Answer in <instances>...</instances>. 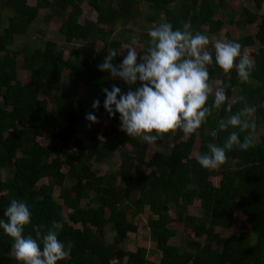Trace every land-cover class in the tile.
I'll return each mask as SVG.
<instances>
[{
	"label": "trees",
	"instance_id": "1",
	"mask_svg": "<svg viewBox=\"0 0 264 264\" xmlns=\"http://www.w3.org/2000/svg\"><path fill=\"white\" fill-rule=\"evenodd\" d=\"M229 1L251 2L254 10L245 6L232 8L223 19ZM263 3L264 0H36L30 4L29 0H0V220L7 221L5 210L15 199L27 204L32 213L31 223L24 228L26 237L41 242L37 231L42 236L53 220L62 222L58 239L66 246L70 241L73 247L70 256L57 264H264V137L248 151L228 152L227 163L218 169H204L197 161L198 154L208 152L209 143L223 146L233 131L239 132L241 139L249 134L230 124L226 131L220 130L221 121H230L245 107L254 109L250 119L257 127L264 125ZM84 4L95 11V21L80 22ZM140 4L147 7L144 21L150 28L168 22L173 30H184V24L190 23L193 34L213 36L223 27L245 29L256 25L254 32L237 38L226 33V42L242 45V56L245 48L257 47L249 81L242 82L235 67L224 73L215 63V50L210 52L213 62L207 66L209 82L219 81L218 88L224 89L228 99L216 109L215 96H209L206 107L211 115L191 137L185 138L177 130L148 145L121 131L119 113L110 117L103 107L102 88L111 90L116 84L126 93L129 87L137 86L98 70L97 65L109 50L117 52L112 62L118 66L133 39L144 37L145 41H138V63L144 62L142 58L152 46L147 33L135 34L131 29L121 30V42L112 38L119 22L126 27L137 19ZM42 10L47 12L43 21H60L58 32L66 43L90 45L86 56H78L79 62L64 57L52 41L23 53L11 49L17 37L27 34ZM3 12L8 14L5 25L1 24ZM96 42L102 44L100 53L94 50ZM124 42L128 47L121 53ZM71 55L77 58L75 52L71 51ZM20 58V68L29 73L28 84H22L18 77ZM63 81L66 86L48 107V100L41 99L40 94ZM81 86L84 90L79 97ZM234 89L238 90L236 97ZM95 99L100 100L98 111L91 107ZM229 105L231 111H227ZM89 112L104 114L114 126L93 128L85 119ZM213 131L217 133L215 137L211 136ZM45 134L49 142L39 143ZM75 134L84 139H74ZM196 138L198 153L192 157ZM152 146L154 151L148 157ZM115 151L119 167L99 175L94 164L105 162ZM1 172H5L3 177ZM215 177L219 178L217 186L210 180ZM42 180L47 183H40ZM55 187L61 202L53 198ZM85 200L87 204L82 206ZM195 201L200 202L202 217L187 213ZM171 206L176 210L174 218L169 213ZM145 209L150 213L147 227L158 253L156 261L148 260L144 247L134 251L124 247L128 234L137 231L134 218ZM237 215L245 217L251 236L222 238L216 229H229ZM173 224H179L181 229L172 228ZM108 228L114 234L109 243L105 239ZM180 232L184 243L174 245ZM13 243L0 228V264H21L10 257Z\"/></svg>",
	"mask_w": 264,
	"mask_h": 264
},
{
	"label": "clouds",
	"instance_id": "2",
	"mask_svg": "<svg viewBox=\"0 0 264 264\" xmlns=\"http://www.w3.org/2000/svg\"><path fill=\"white\" fill-rule=\"evenodd\" d=\"M191 27L190 23H185L184 30H173L171 23L163 22L149 28L147 35L152 46L142 58L143 63L137 62V52L129 46L127 55L118 66L112 62L117 56L115 50H109L103 62L97 65L98 70L110 73L112 78H119L130 86L137 85L129 87L126 93H122L116 84L111 86V90L102 88L105 111L113 118L119 113L120 130L129 137H138L153 145L158 137L180 130L188 138L211 115V110L206 107L213 91L207 67L213 62L212 53L206 50L210 41L207 35L193 34ZM213 46L215 63L224 73H230L235 67L240 80L249 81L255 65L248 55H241L240 43L217 40ZM227 99L224 89L218 88L213 107L219 109ZM91 107L98 111L100 100L95 99ZM227 111H231L230 105ZM253 111L252 107H245L232 115L230 121H221V131H226L230 124L232 128L249 134L241 139L239 132L233 131L223 146L209 143L208 152L197 156L202 168L218 169L227 163L228 152L234 149L248 151L255 146L251 133L257 126L250 119ZM85 119L92 124L100 122L95 112L87 113ZM216 135L215 131L211 132V136ZM4 215L7 221L0 220V228L13 239L14 256L21 264H57L70 256L72 243L69 241L66 246L58 239L64 226L62 222L53 220L42 236L37 231L41 241L38 242L32 236L24 235V228L31 223L32 217L27 204L13 199Z\"/></svg>",
	"mask_w": 264,
	"mask_h": 264
},
{
	"label": "rangeland",
	"instance_id": "3",
	"mask_svg": "<svg viewBox=\"0 0 264 264\" xmlns=\"http://www.w3.org/2000/svg\"><path fill=\"white\" fill-rule=\"evenodd\" d=\"M36 0H29L30 4H34ZM248 7L250 9L254 10L253 4L251 2L248 1H229L227 3L226 9H225V13H224V17L223 19L226 17L227 12L230 9H240L241 7ZM140 8V12L139 15L137 17V19L135 21L130 22L126 27L122 25V23H118L115 27V31L114 34L112 35L113 41L115 40H120V42L123 40L122 39V29L128 30L131 29L133 30V33L137 34V33H147L148 29L150 28V26L145 25V21H144V15L146 13H148V10L146 9L147 7H145L143 4L139 5ZM83 14L80 18V22L82 23L84 20H91V21H95L96 20V13L93 9H91L88 5L84 4L83 5ZM146 10V11H145ZM47 12L42 10L39 12V15L37 17V19L31 24L27 34L25 36L22 37H17L14 44L11 46L12 50L15 51H19L20 53H23L26 51V49H34L37 47H43L44 43L46 41H52L55 42L57 44L58 49L63 53L64 57H71L73 61L79 62V57H84L87 55V49L90 48V45L87 43H82V42H71V43H66L64 37L58 32L59 26H60V21L58 19H52L48 22L43 21V18L45 17V14ZM260 13H264V3L262 5L261 11ZM7 13L3 12L1 15L2 18V25L6 24V20H7ZM255 26L256 25H252V26H248L245 29H237L235 28V26H228V27H223L222 30H220L218 32L217 35H213V36H208L209 37V45L207 46L206 50L209 52H212L214 49V42L217 40H221L226 42V33H229L231 35V37L233 38H237L241 35L244 34H248L249 32H254L255 31ZM140 41L141 44H143L144 41V37H140V39L135 40V43L132 42V47L135 48L136 52H138L140 50ZM128 47V44H126L125 42L122 43L121 47H120V52L124 53V49H126ZM102 49V44L100 42H96L94 45V50L97 53H100ZM257 47H247L244 49L243 51V55H248L252 61H253V54L256 51ZM71 51L75 52L77 54V58L73 57L71 55ZM21 65V58L19 59V80L22 84H28L29 83V73L27 71H24L20 68ZM67 82L63 81L62 84L60 86H58L57 88H54L52 90L49 91H44L40 94V98L41 99H46L48 100V107L51 106V104L53 103L54 99L56 98V96L60 93V91L66 86ZM109 84H113L112 81L109 82ZM209 84L211 85L213 91H212V96H215V91L218 89V86L220 85L219 81H211L209 82ZM84 88L81 86L79 87L78 90V95L79 97L82 95ZM238 92L237 89H234V96L236 97V93ZM99 118V123H94L92 126L93 128L96 129H102L104 127H113L114 124H112L108 118L104 115V114H98L97 115ZM251 135L253 136L254 142H259L261 137H264V125H259V127H257V129L255 130L254 133H251ZM74 139L76 138H80V139H84V136L81 134H75ZM39 143L41 144H47L49 142L48 139V134H45L42 138H40ZM88 144V142H86ZM173 143V140L170 139L168 144L169 146H171ZM198 146H199V142H198V138L195 139V143L193 146V150H192V157H196L197 153H198ZM158 148V147H157ZM69 149L72 150L73 149V144L72 141H70L69 143ZM154 151V146H152L149 150L148 153V157L151 156L152 152ZM120 164V159H119V154L118 152H114L113 155L110 156V158L106 159L105 162L100 163V164H94V170H96V172L99 175H105L111 172H114L115 170H117V168L119 167ZM5 174V172H1V176L3 177ZM212 181V183L217 186L218 182H219V178L215 177V178H211L210 179ZM40 183H47V180H42ZM53 198L58 201L61 202L60 199L58 198V187H55L54 191H53ZM87 201H82V206H86ZM170 215L172 218L176 217V210L174 207H170V211H169ZM187 213L196 217H202L203 215V210L200 206V202L199 201H195L193 203V205L189 206L187 208ZM236 218L233 219L229 229H221V228H217L216 231L217 233L220 234V236L222 238H227L229 235H247V236H251V231H250V227L248 226V224L246 223V219L245 217L241 216V215H237L235 216ZM150 218V213L148 210L145 209V211L143 212V214L137 215L134 218V223L137 227V231L136 233H130L128 234V238L124 243V247L129 250V251H134L137 247H144L148 250V260L150 261H156L158 258V253L155 250L154 244L152 243V241L149 238V229L147 227V222ZM172 228L181 229V226L179 224H173L171 225ZM113 231L108 228L107 232H106V242H111L112 238H113ZM182 233L180 232L178 237L172 242L174 245H178V246H182V244L184 243V239ZM10 257L15 258L14 256V249H12L11 253H10Z\"/></svg>",
	"mask_w": 264,
	"mask_h": 264
}]
</instances>
